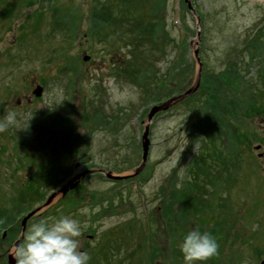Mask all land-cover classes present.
<instances>
[{
	"label": "rangeland",
	"instance_id": "obj_1",
	"mask_svg": "<svg viewBox=\"0 0 264 264\" xmlns=\"http://www.w3.org/2000/svg\"><path fill=\"white\" fill-rule=\"evenodd\" d=\"M108 3L141 18L129 31L166 44L148 74L124 73L131 34L96 17ZM97 28L109 36L95 37ZM198 61L202 88L148 123L150 106L183 92L175 87L183 77L185 90L195 86ZM156 76L168 78L149 91ZM35 84L33 104L13 108ZM6 85L0 108L10 102L19 124L31 119L16 133V157L6 147L1 160L0 264L15 252L26 216L23 235L38 218L77 219L90 264H184L180 242L197 228L219 243L207 264L264 256V0H0ZM114 85L130 98L114 100ZM163 85L174 93L163 97ZM146 127L148 158L134 175ZM192 167L205 178L198 182L207 204L198 211L169 196L189 184ZM105 173L127 177L112 182ZM68 193L84 201L64 200Z\"/></svg>",
	"mask_w": 264,
	"mask_h": 264
},
{
	"label": "clouds",
	"instance_id": "obj_2",
	"mask_svg": "<svg viewBox=\"0 0 264 264\" xmlns=\"http://www.w3.org/2000/svg\"><path fill=\"white\" fill-rule=\"evenodd\" d=\"M113 98L124 102L130 97L114 85ZM16 117V112L9 111L0 118V134L10 128L28 129L31 118L21 125ZM82 236L81 223L70 216L38 218L28 226L12 258L15 264H90L91 256L81 248ZM179 250L184 264H207L218 255L219 243L209 231L197 228L183 236Z\"/></svg>",
	"mask_w": 264,
	"mask_h": 264
},
{
	"label": "trees",
	"instance_id": "obj_3",
	"mask_svg": "<svg viewBox=\"0 0 264 264\" xmlns=\"http://www.w3.org/2000/svg\"><path fill=\"white\" fill-rule=\"evenodd\" d=\"M103 9V10H102ZM102 9H96L95 8V12L96 13V17L101 19L103 22H107L110 24V26L113 27L112 30H117V29H124L127 30L128 33L131 34L130 40H129V46L132 47V49L130 48V53H129V58L127 60L128 65L126 66L127 71H125L124 73L127 74L129 77H134L135 79H137L139 76L144 75V74H148L150 69L149 66H153L155 64V62L157 61V59H159L161 56L164 55L165 51H166V44H158L159 47H154L153 45H156L155 42V38L151 35V34H147L145 31H139V32H135L132 33L130 30V28L132 27H136L140 25V20L141 18L139 16H135L133 14V10H127L126 7L119 5H114L112 3H108V4H103ZM133 9H136V7H134ZM200 17L201 14H199ZM93 19V18H92ZM66 21V20H65ZM148 25L151 24V21L146 22ZM115 32V31H114ZM94 36L97 38H104L109 36L108 33L104 32L101 33L100 29H96L94 32ZM148 36H149V41H148ZM253 39V38H252ZM144 43L146 45V49L143 48V44ZM156 72V71H155ZM157 73V72H156ZM180 74H183L182 72H180ZM168 78V76H163V77H158L156 76L155 79L154 77L152 79H150V85H149V91L152 89V86L158 88L160 86L161 83H163L164 81H166ZM185 78L183 77L178 84L175 86L179 92L184 91L185 87L182 84L183 80ZM148 80V79H147ZM154 80V81H153ZM159 81V85L155 86L154 84H156V81ZM203 82H206L211 86H215L214 82L208 81L207 79H205V76H203ZM200 83V82H199ZM201 88L202 86L199 85ZM198 86V87H199ZM161 89L165 90V94L163 97H168L169 95L173 94V92L169 93L166 92V89L168 90L169 88H166L165 85H163L161 87ZM193 94V93H192ZM192 97V95L187 96L186 98L183 99V101L188 102V100ZM152 100H160V96L158 95V93H156L154 96H151ZM161 114V113H160ZM158 113V115H160ZM164 114V113H162ZM208 142V138L206 140V142L204 143V145ZM198 162L201 161V159H197ZM190 161H188L189 163ZM200 168L197 167H192L190 169V173L192 174L191 176V181L187 182V186L185 187V185H181L180 188L174 189L175 187L172 186L171 190H170V197H175L174 198V203L176 202H181V207H183L184 210H189V208H194L196 211H198L200 209V207H204L207 202L205 203V197H204V192L203 191H199L201 190L200 187H203V183L205 182V178L204 177H199L198 173L200 172ZM184 178V176H183ZM201 179L202 180V185L199 184L198 180ZM131 179L126 180V184L130 182ZM186 180L183 181V183H185ZM51 183H53L50 179V187H53L54 184L52 185ZM211 184L213 183V180L210 181ZM166 196V192L164 193ZM70 194H66L64 197V200H69L71 201L73 204H80L81 202L84 201V198L82 196H79V198L77 197H72L71 200L69 199ZM44 197V194L41 192L38 194V196L36 195V201H41ZM75 201V202H74ZM32 202V201H31ZM71 204V203H70ZM72 204V205H73ZM209 206V204L207 205ZM210 207V206H209ZM70 208L72 209V206L70 205ZM205 208V207H204ZM204 208L202 210H204Z\"/></svg>",
	"mask_w": 264,
	"mask_h": 264
},
{
	"label": "water",
	"instance_id": "obj_4",
	"mask_svg": "<svg viewBox=\"0 0 264 264\" xmlns=\"http://www.w3.org/2000/svg\"><path fill=\"white\" fill-rule=\"evenodd\" d=\"M88 59V56H83L82 60L86 61ZM200 66V64H199ZM198 84H199V78L197 79V82L195 84V86L191 87V88H188L187 90H185L183 93L181 94H178V95H175V96H172L170 97L169 99H167L166 101L162 102V103H159V104H155V105H152L147 113V122L149 123L152 118L159 112H164L166 110H168L170 107H172L174 104H176L178 101L182 100L183 98H185L187 95L193 93L197 87H198ZM33 95L38 97L40 96L41 94V87L40 86H36L33 91H32ZM141 161H140V164L137 166V168L134 170V175L138 174L142 169L143 167L145 166L146 164V161H147V157H148V151H149V145H150V141H149V138H148V127L145 128V130L143 131L142 135H141ZM258 148V147H256ZM87 172H82L80 174L77 175V178L79 177H82L86 174ZM105 176L107 179H110V180H114V181H117L119 179H124L126 178L127 176H116V175H112L110 173H105ZM74 187V184H68V186H65L63 188L60 189V191L62 192V194H65L66 191L69 189V188H72ZM28 216H26L23 220H22V223H21V226H22V231H21V235L20 237L14 242L13 244V247L15 248V246L21 242V239L23 237V231H24V223L26 221ZM8 264H15V261L14 259L12 258V255H9L8 256ZM259 264H264V259L261 260L259 262Z\"/></svg>",
	"mask_w": 264,
	"mask_h": 264
},
{
	"label": "flooded vegetation",
	"instance_id": "obj_5",
	"mask_svg": "<svg viewBox=\"0 0 264 264\" xmlns=\"http://www.w3.org/2000/svg\"><path fill=\"white\" fill-rule=\"evenodd\" d=\"M35 86H36V84H35ZM6 89H7V85H6V86H0V94L3 96V99L6 97ZM21 96H22V99H21V100L18 99V98H20V96L17 97V99L15 100V104H16V105H15L13 108L21 109L23 106H28V105L33 104V102H34V96H33L32 92H30V91H29V92H27V91H26V92H23ZM13 97H14V96H13ZM9 103H10V102H9ZM9 103H8L6 106L0 108V118H2L3 115L6 114L8 108H9V107H8ZM4 108H5V109H4ZM13 108L10 109V111H12ZM16 133H17V129H16V128H10V129H9L8 131H6L5 133L0 134V167H1V166H5V164H4V165L2 164V161H3V154H4V149H5L6 147H11V150H10L9 152L12 153L13 150H14V148L16 147L15 145H18V144H16V139H15V137H16ZM14 144H15V145H14ZM18 146H19V145H18ZM16 148H17V150H16ZM16 148H15V151H14L15 157H16L17 152H18V150H19L18 147H16ZM7 149H9V148H7ZM1 153H2V154H1ZM9 155H10V154H9ZM1 160H2V161H1ZM9 162H10V161H9ZM10 165H12V164H10ZM15 169H16V168H15ZM9 172H10V168H9ZM18 190H19L18 187L15 188V193H19ZM19 191H20V190H19ZM15 195H17V194H15ZM262 259H264V256L258 258V259L256 260L255 264H258L259 261L262 260Z\"/></svg>",
	"mask_w": 264,
	"mask_h": 264
}]
</instances>
